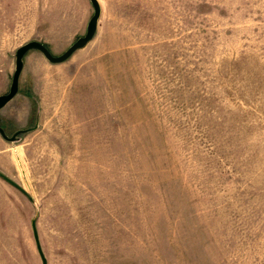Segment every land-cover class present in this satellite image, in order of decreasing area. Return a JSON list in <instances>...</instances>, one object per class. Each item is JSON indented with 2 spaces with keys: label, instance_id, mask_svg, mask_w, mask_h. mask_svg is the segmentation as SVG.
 Wrapping results in <instances>:
<instances>
[{
  "label": "rangeland",
  "instance_id": "374dc122",
  "mask_svg": "<svg viewBox=\"0 0 264 264\" xmlns=\"http://www.w3.org/2000/svg\"><path fill=\"white\" fill-rule=\"evenodd\" d=\"M98 2L0 110V264H264V0ZM93 15L0 0V96Z\"/></svg>",
  "mask_w": 264,
  "mask_h": 264
},
{
  "label": "water",
  "instance_id": "95a60500",
  "mask_svg": "<svg viewBox=\"0 0 264 264\" xmlns=\"http://www.w3.org/2000/svg\"><path fill=\"white\" fill-rule=\"evenodd\" d=\"M90 1L94 7V15L88 24L87 33L84 37L78 39L64 54H62L61 56H54L51 54V52L48 50V48L44 44L38 41H31L17 50L16 66H15V72H14L13 79H12V84H11L9 93L6 95L0 96V110L3 109L9 102H11L18 94L20 78H21V75L24 69V58L30 51L32 50L39 51L45 56V58L49 62L53 64H60V63L67 61L69 58H71V56L76 51L86 47L94 39L97 33V30H98V23H99V19L101 16V7H100L98 0H90ZM0 134L3 136L5 140L9 142H15L19 140L17 136L9 138L1 127H0ZM5 179L9 181L10 184H12L14 187L21 190L24 194H27L26 191L22 190L17 184L12 182L8 178H5ZM32 229L34 232V238H35L37 248H38L41 260H42V264H47V259L45 257V254L40 244L39 234L37 231L35 220L32 221Z\"/></svg>",
  "mask_w": 264,
  "mask_h": 264
}]
</instances>
